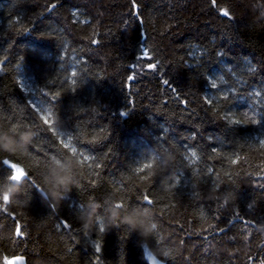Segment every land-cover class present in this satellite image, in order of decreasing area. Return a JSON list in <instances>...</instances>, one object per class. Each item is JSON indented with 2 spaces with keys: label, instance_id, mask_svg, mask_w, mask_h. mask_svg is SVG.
<instances>
[{
  "label": "trees",
  "instance_id": "obj_1",
  "mask_svg": "<svg viewBox=\"0 0 264 264\" xmlns=\"http://www.w3.org/2000/svg\"><path fill=\"white\" fill-rule=\"evenodd\" d=\"M25 134L0 264H264V0H0V138Z\"/></svg>",
  "mask_w": 264,
  "mask_h": 264
},
{
  "label": "clouds",
  "instance_id": "obj_2",
  "mask_svg": "<svg viewBox=\"0 0 264 264\" xmlns=\"http://www.w3.org/2000/svg\"><path fill=\"white\" fill-rule=\"evenodd\" d=\"M29 140L28 135H22L20 144H17L16 141L11 138H0V151H8L9 153L14 152L18 148H22L26 146ZM13 177L8 178L7 187L4 189H0V201L4 203L5 198L10 203L12 201L14 191L19 187V185L24 180L23 173L17 169L13 173ZM49 183L52 185L51 189L45 193L43 189H39L41 195L45 198L49 196L54 201L53 208L56 207V202L64 198V192L71 191V188L74 186V180L70 174L66 171L54 170L49 178ZM95 214V210L93 209L84 220V227L88 228L92 225V218ZM147 213L140 211H133L121 218L120 210L117 206H113L110 210L109 214V223L111 226H119V223L123 222L127 224V226L132 231H140L141 234H144L146 228H154L155 225H146L145 217Z\"/></svg>",
  "mask_w": 264,
  "mask_h": 264
},
{
  "label": "rangeland",
  "instance_id": "obj_3",
  "mask_svg": "<svg viewBox=\"0 0 264 264\" xmlns=\"http://www.w3.org/2000/svg\"><path fill=\"white\" fill-rule=\"evenodd\" d=\"M22 85H23V87L25 88V84L22 83ZM221 89H222V87H221ZM30 102H31V104L33 105V107H34L37 111H39V113L42 115V117L44 118V120L48 121L47 116L44 115V114L39 110V107H38V105L34 102V100H33V99H30ZM7 163H8V161H7ZM10 163H11V162H10ZM11 168L13 169V173H14L17 169H19V170L23 173L22 169H21L19 166L15 165V164H12V167H11ZM23 175H24V173H23ZM13 178H14V176H13ZM149 260L151 261V263H154V262H155V260H154L151 256L149 257Z\"/></svg>",
  "mask_w": 264,
  "mask_h": 264
},
{
  "label": "water",
  "instance_id": "obj_4",
  "mask_svg": "<svg viewBox=\"0 0 264 264\" xmlns=\"http://www.w3.org/2000/svg\"><path fill=\"white\" fill-rule=\"evenodd\" d=\"M6 264H28V263H27V259L25 256L15 255V256L10 257L7 260ZM153 264H164V263H161L159 261H155Z\"/></svg>",
  "mask_w": 264,
  "mask_h": 264
},
{
  "label": "snow or ice",
  "instance_id": "obj_5",
  "mask_svg": "<svg viewBox=\"0 0 264 264\" xmlns=\"http://www.w3.org/2000/svg\"><path fill=\"white\" fill-rule=\"evenodd\" d=\"M223 13H224L226 16H229V12H228V11H223ZM166 83H167V81H166ZM14 125H16V126H21V127L24 126V125H17V124L14 123V124L11 125V127L14 126ZM11 127H10V128H11ZM74 149H75V148H74ZM75 152H76V149H75ZM7 160H8V159H7ZM4 161H5V159L2 161L3 165L7 166L8 168H11V167H12V164H15V163H10V162H8V163L6 164ZM8 161H9V160H8ZM7 177H8V178H11V173H9ZM65 226H67V225H65Z\"/></svg>",
  "mask_w": 264,
  "mask_h": 264
}]
</instances>
